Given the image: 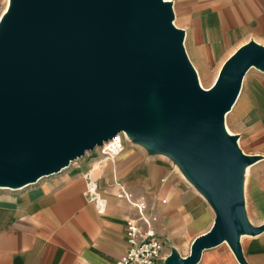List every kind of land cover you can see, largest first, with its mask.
Returning a JSON list of instances; mask_svg holds the SVG:
<instances>
[{"label": "water", "instance_id": "1", "mask_svg": "<svg viewBox=\"0 0 264 264\" xmlns=\"http://www.w3.org/2000/svg\"><path fill=\"white\" fill-rule=\"evenodd\" d=\"M171 0H10L0 19V187L21 189L58 174L124 132L168 156L215 212L190 253L199 264L227 242L249 264L241 237L258 235L245 202L247 168L262 158L239 146L225 116L264 45L250 40L204 88ZM208 89V90H207Z\"/></svg>", "mask_w": 264, "mask_h": 264}, {"label": "crops", "instance_id": "2", "mask_svg": "<svg viewBox=\"0 0 264 264\" xmlns=\"http://www.w3.org/2000/svg\"><path fill=\"white\" fill-rule=\"evenodd\" d=\"M171 1L175 24L186 32L185 47L198 74H215L217 79L239 47L250 40L264 45V0ZM244 84L238 107L246 131L242 148L261 155L258 161L264 166V72L251 68ZM88 153L19 192L0 190V264H116L128 245L126 224L136 214L121 198L119 181L136 202H151L167 229H181L176 219L196 213V196L168 171L162 154H150L128 139L114 160L98 161ZM92 175L104 204L90 198ZM250 208L251 221L263 224V207L253 203ZM241 242L249 264H264V231L243 235ZM204 264L240 263L229 247L213 252Z\"/></svg>", "mask_w": 264, "mask_h": 264}, {"label": "rangeland", "instance_id": "3", "mask_svg": "<svg viewBox=\"0 0 264 264\" xmlns=\"http://www.w3.org/2000/svg\"><path fill=\"white\" fill-rule=\"evenodd\" d=\"M7 5V0H0V15L3 13L5 7ZM174 22H177V18L175 17ZM254 70V69H253ZM199 81H201V85L205 88H209L212 86V84L215 82V74L210 78V75L205 73L199 72ZM215 78V79H214ZM214 80V82H213ZM245 84L243 85V88L241 90V93L234 104L231 111H229L225 116V125L228 130V128L232 131L231 134H238L239 139L238 143L239 146L242 148L244 147V141L245 133L243 127V118L238 113L239 110V104L243 97ZM240 131V132H238ZM130 140V139H129ZM243 151L245 148H242ZM247 149V148H246ZM89 152V153H88ZM88 155H97L98 152L95 149L92 153L91 151H88ZM167 163L168 171L176 176V178L184 184L187 188H189L194 196H196L198 201V208L196 209V213L194 216H188L183 215L178 220L176 219V223H181V229L175 228L176 230L179 229V231L176 230H170L167 229L163 224V226L159 225L160 230L163 232V234L166 236V246L167 251L171 253V250L173 247L177 248L178 251L183 255L186 256L190 253L191 250V244L196 236H198L200 233L206 232L209 230L214 222L215 219V212L211 205L208 203L206 198L197 190V188L185 177V175L182 173L180 168L166 155H160ZM82 158L74 161L71 163L75 164L76 162L81 161ZM88 159V158H87ZM261 161L256 162L255 164L251 165L250 171L247 174V183H246V177H245V202H246V210L247 214L250 220L253 219V214L251 212V204H256L258 206L263 207L264 212V166L260 164ZM260 164V165H258ZM48 178V177H47ZM0 190H7L9 192H19V189H3L0 188ZM204 197L206 201H203L200 194ZM100 197V195H99ZM164 197L161 198V202L163 201ZM149 206L152 207L151 202H149ZM165 204V203H163ZM162 216V215H161ZM164 230H163V229ZM226 248L229 249L228 244L222 243L216 247L207 249L203 253V257L199 264H204L205 261L213 252L221 249Z\"/></svg>", "mask_w": 264, "mask_h": 264}, {"label": "built area", "instance_id": "4", "mask_svg": "<svg viewBox=\"0 0 264 264\" xmlns=\"http://www.w3.org/2000/svg\"><path fill=\"white\" fill-rule=\"evenodd\" d=\"M3 14L0 15V19ZM126 139L129 140L127 134L121 132L105 141L95 148L98 152L97 157L102 158V160L104 158L114 160L124 149ZM89 180L88 193L90 198L99 200V194L91 190L92 178ZM116 184L120 189L121 196L126 187L120 181ZM143 200L144 204L132 203L130 197L127 196V201L135 208L136 214L126 224L125 234L128 245L116 264H165V260L170 254L167 251L166 236L159 228V225L163 226L160 216L153 206H149L147 200ZM162 202L166 203V199H163Z\"/></svg>", "mask_w": 264, "mask_h": 264}, {"label": "bare ground", "instance_id": "5", "mask_svg": "<svg viewBox=\"0 0 264 264\" xmlns=\"http://www.w3.org/2000/svg\"><path fill=\"white\" fill-rule=\"evenodd\" d=\"M9 2H10V0H7V5H6V7H5L3 13L6 12V10H7V8H8V5H9ZM200 77H201V76H200ZM200 77H199V78H200ZM200 82H201V81H200ZM204 88H205V87H204ZM228 131L231 132L229 128H228ZM104 159H105V158H104ZM104 159H103V160H104ZM96 160H98V161H102V158H97ZM108 160H111V159H108ZM97 166H98V165H97ZM250 167H251V166H249V167L247 168V171H246V183H247V174L249 173V169H250ZM96 172H98L97 169L93 171V174L96 173ZM91 174H92V173H91ZM95 186H97V188H95ZM0 188H2V187H0ZM25 188H28V187L21 188L20 190L25 189ZM3 189H4V188H3ZM6 189H8V188H6ZM91 190H92L93 192L98 193V194L100 195V193H99V191H98V183L96 182V180H94L93 175H92ZM199 194H200V193H199ZM200 195H201V194H200ZM127 196L130 197L132 203H140V204H144L143 202H140V201H139V202H136L135 200H133L131 194L128 192L127 188H125V192H122V194H121V198H123V199H125V200L127 201ZM201 196H202V195H201ZM202 197H203V196H202ZM203 198H204V197H203ZM99 203L104 204V200H103L101 197H99ZM130 204H131V203H130ZM225 244H228V243L225 242ZM228 246H229V245H228Z\"/></svg>", "mask_w": 264, "mask_h": 264}]
</instances>
